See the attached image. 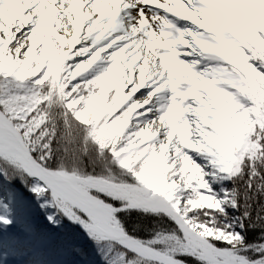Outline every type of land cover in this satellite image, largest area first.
I'll list each match as a JSON object with an SVG mask.
<instances>
[{
  "label": "rangeland",
  "instance_id": "1",
  "mask_svg": "<svg viewBox=\"0 0 264 264\" xmlns=\"http://www.w3.org/2000/svg\"><path fill=\"white\" fill-rule=\"evenodd\" d=\"M23 1L25 0H0V72H2V78L8 73H13L14 75L9 88L2 86V83H0V111L2 110V105H4L3 109L9 110V112L11 110L15 118L18 116L24 119L31 116L34 118L33 122L27 124L28 126L25 127L31 129L36 127V129H39L41 125L39 124L41 120H38L40 119L39 111H45L41 109L44 105L45 107L49 105L50 109L53 108L54 111L58 112L57 107L61 103V108L64 112L63 118H65L66 113L70 115L71 111L70 107L66 106V101L64 100H68L70 95H72L71 93L76 91L80 93L75 98V101L72 102L74 103L73 107L80 108L78 110L80 112L77 113V117L80 119L79 123L86 126L88 122L92 123L95 120L94 117L98 114L99 117L96 119L100 123L98 128L100 131L99 135L103 138L100 141L102 144L107 145L113 139L112 142L115 146L112 148L111 155L110 153L102 155V152L98 157L104 160L105 163L114 162L111 159L117 160L115 165H119V167L123 163H130L131 159L137 157L138 162H131V169L139 170L137 172L138 176H134V179L136 182L138 180L140 182L137 184L138 186H134L133 184L123 185L120 182H115L114 184L102 182L98 179L86 180L85 178L80 179L84 190L94 191L96 194L100 193L108 201L122 202V206L126 205L124 208H136L137 205H143L147 207L146 209L154 210V214L163 215L165 213L167 215H164L176 224L179 235L164 230L157 232L156 237L152 235L143 240L138 239V237H128L123 224L119 218H116L113 210L107 211L90 204H83L62 186H53V184L46 182L45 179L39 177L40 175L38 176V172L36 171L34 174L35 179L50 189L60 213L67 216L72 222H76L75 224H78L83 232H88L93 237L89 238L91 243H94L92 240L96 238L101 240V242L112 240L118 247L121 245L127 252H130L133 257L137 256L140 258L141 260L139 261H144L148 264H196L193 261L195 259L201 264H264V236L256 247L254 243L244 242L236 238L239 236L237 232L231 234L235 236L233 240L229 238H227L229 240H225L226 238L222 240L221 237L218 238L220 235H213L205 226V231L202 232L204 228H202L201 224L194 223L191 215L194 207H198L202 212H204L202 209L208 207L209 209H206V212L211 211L210 215L214 216V220L217 221L219 217L218 222H221L220 216L223 217V215L217 214L219 213L218 207L220 206L221 209L227 210V207L232 202L229 198L230 192L225 193L223 197H219V194L222 193L225 187H221L219 190L216 184L221 183H218L216 179L225 180L226 183L228 182V184L232 185L236 172L224 166V170L218 173L219 170H217L215 164L217 162L222 164L224 161L230 162V156L235 157V154L238 155L236 152L243 154V156H252L253 150L259 146H264V143H261L264 141V108L260 104L261 99L263 100L260 95L264 93V41L250 38L246 44L244 43L246 46L250 45V48L243 50L240 48V42H231L230 35L223 31L222 24L225 22L220 20L225 17L232 21V24H238L239 27L247 26L252 29L253 23L250 20L248 11L236 3L234 6L215 3L212 5V9H203L205 22L212 29H217L220 35L205 33L207 41L205 42L204 52L206 53L203 54H207L208 68L204 71L206 74H203L200 79L196 77V81L202 85L198 84L193 87V82H190L188 85L189 89L193 87L191 90L192 96L189 95L191 103L185 104L183 100H177L176 97L172 99L173 92L183 85L177 76L182 67L172 68L169 64H166L165 60L161 61L166 70L168 69L169 81L173 91L167 97L166 108L163 112L166 123L171 132L180 140L182 148L188 149L184 155L186 167L200 164L204 169L202 171H211V174L205 175V179L209 183L206 180V185L201 189L199 188V183L193 184V181H191L188 184V181H179L178 175L180 177L183 176L181 173L178 174V166L174 162L169 147H165L162 152L150 150L146 144L151 134L146 129L136 130L135 124L143 125L149 122V114L153 111L154 107L151 103L147 105L139 104L135 100L138 97L129 94L127 82L125 83L127 74L119 66V62L110 63L112 66H115L114 70L118 68L117 70L119 71L116 74V80H119L118 85L121 88L117 91V95L115 96L112 93L99 95L97 91L91 93L92 90L85 89L81 84L82 81L91 75L95 77L99 74H105V76L108 75L110 77V72L113 69L106 68V63H101L99 67L93 68V64L90 65L91 62L94 63L93 60H90L91 57L75 59L73 52H69L67 54L68 59L62 63L63 56L60 54L58 41L49 32L47 21H45L46 24L42 28V31L39 32V42L34 48L35 50L19 54L17 59L14 62L12 61L10 51L11 29L24 22L26 23V17L22 13ZM149 1L145 0V3L142 5L137 24L148 41L154 31L159 30L163 32L164 30L161 16L157 14L158 12L153 3ZM256 1L264 8V0ZM145 15H148L149 19ZM237 16L242 22H234ZM228 20L226 21L228 22ZM213 36H225L227 40L225 38L223 40H215ZM209 43L210 45L207 47ZM228 46L232 49H227ZM151 47L161 54L162 51L159 48L152 45ZM198 48L202 49L203 47ZM256 49H259L262 54L258 55V53H255ZM208 51L214 56L213 58L208 55ZM257 52L259 51L257 50ZM230 55L232 56L230 58L231 61L228 60ZM221 57L224 59V63H222ZM239 59L241 63L243 61L244 64L247 62L248 66H250L248 67V71H246L245 67L244 70L242 69ZM255 62H259V64L255 65ZM227 66H231V68ZM51 67H55L53 74L49 71ZM61 73L66 74L67 78L64 80L70 82L65 90L66 95H62L59 91L60 89H58V86H61L62 78L58 80L59 78L56 75H60ZM25 76H32V82L35 85L33 87L37 88L36 90L39 92L41 90L42 93L40 92L39 99L35 98L33 100L30 97L29 92L32 90L30 86L27 87L29 92H26L24 95H16L14 89H21L23 87L20 86L19 80ZM112 76L114 77V74ZM51 84L53 85L52 87L49 86ZM50 88L52 90L51 93H49ZM6 91L12 93V98L14 97L15 99L4 96L6 95ZM254 92L257 93V99L251 112L253 111L255 114H252L251 119L245 125L247 128L249 127L250 135L248 132L241 135L239 133V131L241 132V129H239L240 119L243 117V113L246 112L244 109L253 103L254 97L252 95ZM51 94H54V97H57L58 100L50 99ZM94 94L97 96H94ZM127 99H130L128 102L135 109L134 112L131 111L130 113L129 111L125 113L123 111L125 107L124 103ZM56 101L57 104H54ZM72 103L69 102V104ZM118 104L119 106H116ZM120 105H122L121 108H119ZM11 107L14 111L10 109ZM116 107L120 109L118 112L114 111ZM119 111L125 115L121 123L126 129L128 128L125 135L127 138L123 139L121 136L119 137V139L121 138L120 144L116 143L119 139L115 138L114 134L111 133L112 131L114 133V130L117 128L114 126V122L110 120L103 121V118L108 117V115H111L113 119H118L121 116ZM193 111H196V113ZM128 118L132 119L129 120ZM5 121L7 124L0 120V158L5 156L19 163L10 166L12 168L8 170L11 174L15 172L20 174L21 171L32 174L35 171V164L28 159L26 150L24 149L25 146L23 147L22 143H20L18 134L10 126V122ZM66 122L67 119H59L55 123V126H60V123L66 125ZM76 122L78 123V121ZM196 122H202L204 125H193ZM209 125L212 128L210 127L209 129ZM19 126L22 127L21 129H24L23 125ZM27 139L29 138L27 137ZM246 142V150L241 151ZM106 145L102 148L105 149ZM115 152L116 154H113ZM112 154L117 157L112 158ZM46 157L47 155L43 153L42 158ZM241 162H243L242 159ZM190 163H192V166H189ZM258 163L259 161L255 159V165H258ZM135 164L138 165V169H134L133 165ZM110 168L111 171L115 169L112 166ZM157 176L160 177L159 179L163 182L162 184L157 185V181L155 180ZM212 177H214V182L212 181ZM166 180L168 182H165ZM258 185L259 187H264L262 184ZM2 187H4L3 184ZM151 189L159 190L161 195L154 194ZM215 189L217 190L216 192ZM192 191L195 193L194 204H190L188 201L191 198ZM3 192L5 193L4 189ZM167 196L170 199L166 198ZM12 197L13 195L9 191L0 196V200L2 199L4 202L5 210L11 204ZM239 202L241 203V200ZM162 212L164 213L162 214ZM228 224L231 225V221ZM227 234H230V232H227ZM98 243L100 242H95L94 244L98 245ZM1 248H6V245H3ZM89 249L86 251V255L93 252L92 248ZM103 249H106L105 253L110 251L109 246L107 248L104 245ZM110 252L114 256H118L117 254L121 255L122 253L120 249H113ZM132 255L130 256L132 257ZM50 257L51 255H48V253L38 252L35 264H51L53 261L49 262ZM103 259L106 258L104 257ZM134 260L138 262V259Z\"/></svg>",
  "mask_w": 264,
  "mask_h": 264
},
{
  "label": "bare ground",
  "instance_id": "2",
  "mask_svg": "<svg viewBox=\"0 0 264 264\" xmlns=\"http://www.w3.org/2000/svg\"><path fill=\"white\" fill-rule=\"evenodd\" d=\"M142 1L143 0H25L22 4V13H24L26 17V23L24 22L11 29L10 51L12 61L14 62L19 54L35 50L34 48L39 42V32L42 31V28L46 24L45 21H47L49 32L53 34L58 41L57 44L61 51L60 54L63 56L62 63L66 62L68 59L67 54L73 52L75 59L91 57L90 60H93L94 63L91 62L90 65L93 64V68L99 67L101 63H106V68L113 69L111 74H114V77L99 74L98 76L94 77L91 75L84 79L87 81L86 88L92 90V92L97 91L99 95L109 93L115 96L117 95V91L121 88L118 85L119 80H116V74L119 73V71L117 70L118 68L114 70L115 66H112L110 63L119 62V66L122 67L127 74L125 83L127 82L129 94L138 97L135 100L139 104L147 105L151 103L154 107L153 111L149 114L150 119L148 123L143 125L135 124L137 131L139 129H146L151 134L146 144L147 147L152 151L160 152H162L165 147L170 148L174 162L176 166H178V174L181 173L185 179L184 180L183 177L178 175L179 181H188V184L193 181V184H197L201 179H204L206 182L207 179H205V175L211 174V171H200L199 174V168L195 165L192 166V163L189 165L192 167H186L184 155L188 149L182 148L180 140L171 132L164 118L163 112L166 108L167 97H169V94L173 91L169 81L168 69L166 70L161 61L165 60L166 64H169L172 68L182 67L181 71L177 73V76L180 80L184 81V78H186L191 81L192 77L187 74L188 71H195L197 74L201 73L203 70H207V58L204 57L203 54L206 53L204 52L205 42L207 41L205 33L208 34L210 33L209 31H213V29L205 22L203 18V9H212V5L215 3L229 6H234L236 3L238 6L248 11L253 25L264 32V8L256 0H150L153 5L162 10V18L172 19L167 20L170 22L168 27H172V23L177 24L181 21L184 30L182 38L180 39L181 47H177L176 52L167 48L159 54L151 47L149 41L145 38L140 27L137 25ZM145 16L149 19L148 15ZM239 35L241 34L239 33ZM208 46L207 44V47ZM198 47L203 48L199 49ZM203 73L204 75L206 74L205 72ZM57 78H59V80L61 78L64 80L67 78V75L63 77L61 73L57 75ZM194 85H197V83L194 82ZM76 93L80 94L77 91ZM63 94H66V91H64ZM173 94L176 95L177 92L175 91ZM94 96L97 95L94 94ZM128 101H130V99H127L124 103L125 107L123 111L125 113L129 111L130 113L131 111L134 112L135 109L131 107V103ZM66 105L70 107V111L75 110L73 107L74 103H66ZM116 106H119V104ZM121 107L122 105H120L119 108ZM119 108H114V111L116 110L118 112V110H120ZM193 112L196 113V111ZM120 115L123 120L125 118L123 116L125 115L121 114V112ZM111 117V115H108L105 119L115 122V118L113 119ZM128 119L131 120L132 118ZM0 120L7 124L3 115H0ZM196 124L204 125L202 122H196L193 125ZM116 127L114 130L115 133L119 134L123 139L125 137L127 138L125 135L127 134L128 128L126 129L125 126L120 127L119 124H116ZM68 142L70 141L66 140V145L70 144L76 146L81 144V148H83L84 145L83 140L74 141L72 143ZM85 142L84 140V143ZM38 145L39 148L42 147L41 143ZM74 146L71 147V149L66 146L67 154L73 151L77 153L80 152L82 156H85L88 160L90 159L88 162H93V159L90 158L92 156L84 154L81 152L80 148ZM25 149L28 159L35 164V171H33L32 174L27 173L30 178H35L34 174L37 171L38 176L40 175L39 177L53 184V186H62L67 189L71 195L80 200L83 204H90L96 208L107 211L113 210L112 207L107 205L104 201L98 200V198H96L97 196L84 190L80 180L82 177L71 170H78L74 162L66 159L64 160L62 157L59 158L60 161L57 163V167H59L58 170H48L47 168L40 167L38 163H35L33 159H36L37 156L35 157L31 149ZM62 149H65V147ZM113 154H116V152ZM239 158L241 159V157ZM46 159L49 161L53 160L51 163H56L55 157H46ZM77 160L80 159H76L75 162ZM13 161L18 163L14 159ZM131 162L133 163V159H131ZM95 163L99 166L102 164L99 161ZM66 165L71 169H68ZM125 165L124 163L122 164V166ZM215 165L217 166V170H219L218 173L224 170V165L220 164V162H217ZM133 166L135 167L134 169H138L137 164ZM199 166L201 165L199 164ZM127 172L130 174L134 173L135 176H138L137 170L131 169ZM261 174H263L262 171ZM84 178H86V180L98 179L102 182L111 183L108 179L101 180L99 178H93L91 172H88V177ZM247 178L251 179L253 177L248 175ZM256 178L263 179L264 176H256ZM117 179L120 178L117 177ZM253 180L256 179L253 178ZM212 181L214 182V177H212ZM216 181L221 183L216 184V186L219 187H223L222 185L226 182L218 178ZM166 182L168 181L166 180ZM262 183L264 184V180ZM130 184L138 186L139 180L136 183L131 182L129 185ZM45 187L47 186L45 185ZM258 191L263 192V187ZM166 198H168V196ZM188 201L190 204H194L193 199L190 198ZM188 210L190 211V209ZM77 228L80 227L77 226ZM203 231L205 230H202V232ZM202 254L204 255V253ZM109 255L111 256L113 254Z\"/></svg>",
  "mask_w": 264,
  "mask_h": 264
},
{
  "label": "trees",
  "instance_id": "3",
  "mask_svg": "<svg viewBox=\"0 0 264 264\" xmlns=\"http://www.w3.org/2000/svg\"><path fill=\"white\" fill-rule=\"evenodd\" d=\"M255 63V65L259 64V62ZM244 65L246 71H248V67L250 66H248L247 62H245ZM49 71L53 74L55 71V67H51ZM65 75L66 74H64L63 76ZM13 76L14 75L12 73L7 74L2 78V72H0V83H2V86L9 88L10 82H12L13 80ZM25 77L27 78V80H25ZM25 77L19 80L20 86L23 87L21 89H14L16 95H24L26 92H29L27 90V87L30 86V88L32 89L31 92H29L30 97L33 100L35 98L39 99L42 93L41 90L40 93L38 90H36L37 88L33 87L35 85H33L32 76ZM51 77H53V75H51ZM69 83L70 82H66L62 79V95H66L63 94V92L67 89ZM86 83L87 82L84 81L81 83L85 87V89ZM49 86L51 87L53 85L51 84ZM23 88L25 89L23 90ZM5 93L6 95L4 96L12 98V93H9L8 91H6ZM49 93H51L50 90ZM71 94L72 95H70L68 100L64 101H69L72 103L75 101V98L79 96V94H77L76 92ZM252 96L254 97L253 103L244 109V111L246 112L243 113V117H241L240 119L241 121L239 124V129H241V132L239 131V133L241 135H243V133L245 132H248L250 135L249 127L247 128L245 125L251 119L252 114H255L253 111L251 112V109L256 104L257 93L254 92ZM260 97L263 98V100L261 99L260 104L261 107L264 108V93L260 95ZM49 98L52 100H58V98H53L52 94ZM12 99L15 98L13 97ZM6 100H8V98H6ZM54 104H57V101L54 102ZM61 105V103L58 104V112L54 111L53 108L50 109L49 105H47L46 107L45 105L44 107L42 105L43 108L41 109L45 111H39L40 119L38 120H41L39 122V124H41V128L39 127V129H36V127L34 129L25 127L28 126L27 124L33 122L34 118H32L31 116L24 119L18 116L17 118H15L13 116L14 113L11 112V110L9 112V110L3 109L4 105H2L1 111L5 113L6 116L13 122L14 126L22 134L26 146L32 150V153L35 154V157L37 156L36 159L44 166L55 169L57 163L60 161L59 158L63 157L64 160L66 159L76 164L78 170L71 169L67 165L66 167L74 171L76 174L80 175V177L82 178L88 177V172H91L93 178H99L103 180L108 179L111 182H120L122 184L135 182L134 174H130L129 172H127L131 170V162L126 164L127 167H125V165L123 167L121 166V168L119 167V165H115L117 163V160L111 159L114 162L105 163L104 160L98 157L102 152V155H107L108 153H110L111 155L112 148L115 147L112 142L113 139L111 142H108L107 145L102 144V142L100 141L103 138L99 135L100 131L98 128L100 123L96 119L99 117L98 114H96V116L94 117L95 120L92 123L88 122L86 126H84L79 123L80 119L77 117V113L80 112L78 111L80 110V108L74 107L75 110L71 111V114H68L69 116L65 115V118H63L64 112L62 111ZM10 109L14 111L12 107ZM59 119H67L66 125L60 123V126H55V123ZM105 120L106 119L104 117L103 121ZM76 121H78V123ZM121 121L122 117L119 116L118 119H115L114 126H116V124H119L120 127L123 126ZM19 125H23L24 129H21L22 127H20ZM206 126H208V124H206ZM210 127L212 128V126L209 125L208 128L210 129ZM111 133L114 134L113 136H115V138L119 139V134H116L115 132L113 133V131ZM26 136L29 139H27ZM120 139L117 140L116 143L120 144ZM66 140L70 141L68 143L83 140V148H81V144H78L76 146L70 144L66 145ZM84 140L86 141L85 143ZM40 143L42 147L39 148L38 144ZM261 143H264V141ZM101 144L102 147L106 145L105 149L101 147ZM65 145L70 149L73 146L80 148L81 152L92 156L90 158L93 159V162H88L90 159L88 160L85 156H82L80 152L77 153L73 151L67 154L68 152ZM63 147H65V149H62ZM246 147L247 142L243 146V150L241 149V151L246 150ZM43 153H45L47 157H55L56 163H51V161L53 160L49 161L46 158H42ZM236 153H238V155L235 154V157L230 156V162H222V164H225L224 166L227 169L233 170L236 173L233 177L232 185L228 184V182H225L222 185L223 187H225L224 190L221 194H219L220 196L218 195L219 197H223L225 193L230 192L229 198L232 202L230 206L227 207V210L221 209L220 206L218 207L219 213H217L215 210L217 214L223 215V217L220 216L221 222H218L219 217L217 221L214 220V216L210 215L211 211H209L208 213L206 212V209H209L208 207L206 209H202L204 210V212H202L198 207H194L191 215L195 223L201 224L204 230L206 227L215 236L220 235L218 238L221 237L222 240H224L225 238V240H233L235 236H232L231 234L237 232L239 236H237L236 238H239L244 242L254 243L256 247L257 244L261 242V238L264 236V187L263 192L258 191L261 188L258 184L264 185L262 183L264 178H256V176H264V146H259L255 150H253L254 155L252 154V156H243V154L239 152ZM116 157V155H113L112 158ZM213 157L215 158L214 154ZM239 157H241L243 162H241V159ZM136 158L137 157L133 158V161L138 162ZM76 159L80 160H77L75 162ZM255 159L259 161L258 165H255ZM96 161H99L102 164L99 166L95 163ZM15 163L16 162H14L12 159H7L4 157L0 158V180L5 179V182L13 192L12 204L6 210L4 208L5 205L3 201L0 200V218H4V216L8 214L10 217L8 218L10 222L11 220L13 221L15 219L19 223H21L20 226L18 225L15 228L19 229V231L21 232H30L31 236H29V239L32 238V240H35L36 238L37 240L36 242H33L34 246L31 247L37 248L36 252L48 253V255H51V261H53V263L51 264H148L144 261H139L141 260L140 258H138L137 256L133 257V255L130 253L132 255L131 257L129 253H127L122 248L121 250L118 245L116 246V244L110 242L105 243L106 241L101 242V240L97 238L92 240V242H100L98 243V245L91 243L89 241V238L91 236L88 233L83 232L81 228H77V225L70 221L67 216L60 213L59 209L56 207V201L53 199L52 194L47 187L41 184L38 180L30 178L28 174L23 171H21L20 174H18L17 172L11 174L9 172L8 169L12 168L10 166ZM234 163L236 164L235 166ZM110 166L114 167L115 169L111 171ZM116 169L117 173L115 172ZM200 171L202 172V170L198 171L199 174ZM261 171L263 172V174H261ZM248 175L252 176L256 180H253V178H247ZM117 177L120 179H117ZM159 178L160 177L158 176L155 177L157 185L163 183ZM198 183L200 184L199 188L201 189L204 185H206L204 179H201ZM217 188L219 190L221 189V187L219 186ZM155 190L159 192V190ZM216 191L217 190L215 189V192ZM190 196L191 199L194 200L195 193L192 191ZM101 197L104 198V196L102 195ZM239 200H241V203L239 202ZM114 203L116 205H119L116 202ZM116 216L123 224L125 230L138 238L140 237L144 239L151 237L152 235L156 237L157 232H162L164 230L174 232L175 234L179 235L176 224L168 217H164V215H157L141 210H125L118 212ZM230 221L232 223L231 225L228 224L230 223ZM227 232H230V234H227ZM45 243H47V245ZM104 245L105 247L107 245V248L109 246L110 251H112L113 249H120L122 254H117L118 256L109 255L105 257L106 259H103L104 257H102V254L105 253V249H103ZM89 248H92L93 252L89 253V255H86V251ZM134 259H138V262H136V260ZM193 261L196 264H201L197 259Z\"/></svg>",
  "mask_w": 264,
  "mask_h": 264
}]
</instances>
